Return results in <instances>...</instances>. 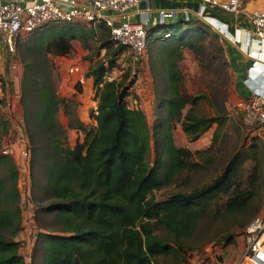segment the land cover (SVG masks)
<instances>
[{
	"label": "trees",
	"instance_id": "obj_1",
	"mask_svg": "<svg viewBox=\"0 0 264 264\" xmlns=\"http://www.w3.org/2000/svg\"><path fill=\"white\" fill-rule=\"evenodd\" d=\"M195 20L170 19L148 28L146 51L151 70L166 86L163 114L155 130L144 109L130 106L126 100L133 83L129 79L131 65L123 68L119 79L109 77L119 58L131 55L125 45L112 39L102 19L49 23L16 41L24 67L19 100L30 141L29 166L33 167L38 153L45 158L43 172L50 201L42 208L54 211L57 224L56 229L38 234L36 246L42 252L43 264H180L186 261L187 251L199 247L194 235L205 219L220 217L227 225L221 240L230 245L235 240V228H246L260 210L264 151H257L255 143L233 153L223 171L209 182L173 191L164 199H156L152 193L163 184L186 183L187 171L202 165L193 159L190 148L175 145L174 123L180 122L188 138L195 140L213 122H220L221 113L196 111L198 99L206 94L189 95L182 88L180 48L201 50L203 63L204 58L214 61L203 48L196 47L189 28L182 26ZM158 28L166 30L163 33L169 37L159 39L157 48L150 47V34ZM93 36L105 49V58L85 71V76L92 78L97 99L90 111L94 125L87 128L68 102L58 96L48 67H53L49 54L67 55L72 40L84 45ZM29 85L36 92L32 106L26 101ZM4 96L2 92L0 135L10 127L1 110ZM60 105L69 115L68 126L83 131L82 141L64 144L66 128L56 116ZM1 151L0 264H26L15 239L22 230L19 169L12 155ZM247 160L251 164L243 177ZM222 194L226 200L220 206ZM233 218L240 220L234 223L230 221Z\"/></svg>",
	"mask_w": 264,
	"mask_h": 264
},
{
	"label": "rangeland",
	"instance_id": "obj_2",
	"mask_svg": "<svg viewBox=\"0 0 264 264\" xmlns=\"http://www.w3.org/2000/svg\"><path fill=\"white\" fill-rule=\"evenodd\" d=\"M244 0L242 9L245 8ZM257 1V0H255ZM187 27L192 41H196L198 49H204L214 61L204 58L201 50H194L188 46L180 48L179 67L183 76L182 88L189 95L204 93L206 97L198 99L196 111L203 114H220V122H213L197 139L190 140L181 127L180 122H175L172 127V136L175 145L188 147L193 151V159L202 163L200 168L187 171L186 183H170L153 189L152 193L156 199H164L173 191L190 189L203 183L211 181L216 175L223 171L229 157L236 152L247 149L255 143L257 151H264V140L259 133L257 123H246L242 118L241 109L237 105L239 94L236 85V74L232 70L227 57L225 43L220 31L211 23L203 19H197L184 23ZM99 29L97 32L99 34ZM166 30L156 29L151 32L149 39L150 47L157 48L159 39H167L163 33ZM40 32V31H39ZM33 32L21 31L17 42L29 37ZM159 36V38H157ZM99 36H97L98 38ZM72 50L67 55H50L53 67H48L54 78L55 88L60 98H64L71 111H74L83 121L87 128L94 125L90 111L96 106L97 99L93 87L92 78L85 76L89 65L104 60L105 49L99 46L96 37H90L83 45L78 40H72ZM169 42V41H168ZM148 45V46H149ZM162 46V45H161ZM3 47V46H2ZM0 47V97L5 95L1 110L3 116L10 122L9 131L0 135V152L7 150L14 158L19 169L18 183L21 193L20 205L22 209V230L16 236L19 241V253L23 256L26 264H43L42 252L36 246L38 234L46 232L47 229L54 230L57 227L54 211H44L50 201L48 189L46 188V176L43 172L45 158L37 154L33 167L29 166L30 158L24 157L22 149L30 146L25 125L23 126L22 103L20 102L21 80L23 77V64L20 60V52L17 50L12 55L6 49ZM19 50V46H18ZM206 56V55H205ZM147 51L142 59L133 61L129 55H125L117 61L118 66L111 68L109 77L119 79L123 68L131 65L129 79H133L129 94L126 97L130 106H140L144 109L151 128L155 130L162 117V104L166 96L164 80L151 70ZM124 59V60H123ZM18 63L16 68L10 67V62ZM40 65L43 66L41 60ZM107 62V60H105ZM12 70L11 80L7 76ZM16 71L18 74L15 75ZM6 73V76H5ZM159 75V74H157ZM1 82L4 86L1 90ZM28 86L29 95L26 101L29 106L35 103L36 92ZM32 93V94H31ZM189 106L186 105L183 111ZM33 114L30 117L33 119ZM59 122L66 128L64 144H74L82 141L84 133L79 128L68 126L69 115L64 111L62 105L56 113ZM154 153L152 150L151 158ZM251 161L244 163L243 177L246 176ZM226 200L225 194L220 196L219 205L222 206ZM264 211V186L262 191V206L256 213ZM240 220L234 218L230 221L236 223ZM42 227H47L43 230ZM225 227V228H224ZM201 229L194 235L199 247L186 252V261L180 264H234L238 260L245 247V226L235 228V240L230 245H224L221 233L227 229V225L217 218L205 219ZM222 229V230H221ZM220 235V236H219ZM173 261V259H170Z\"/></svg>",
	"mask_w": 264,
	"mask_h": 264
},
{
	"label": "built area",
	"instance_id": "obj_3",
	"mask_svg": "<svg viewBox=\"0 0 264 264\" xmlns=\"http://www.w3.org/2000/svg\"><path fill=\"white\" fill-rule=\"evenodd\" d=\"M72 3V0H66ZM140 1H146L147 6L142 11L139 20H132L131 7ZM149 0H86L85 4H71L65 6L59 0H38L32 4L22 5L14 0H0V38L6 49L16 52V37L21 31H32L49 23L72 22L82 20L86 22L102 19L109 27L111 37L116 43L127 47L131 59H142L147 47V31L150 27L149 14L151 8ZM244 0H199L195 14L207 21L212 18L205 13V6H214L223 12L236 15L241 12ZM107 10L110 13H104ZM146 13V14H145ZM156 22L167 19H190L187 8H157ZM209 17V18H208ZM254 36L264 43V5L253 8L248 13ZM216 29L223 33L221 26L214 24ZM250 55V51H246ZM18 63L10 62V67L16 68ZM251 88L250 96L237 102L242 111V118L246 123L259 125V133L264 140V92L252 85L254 78L264 81V61L254 59L249 67ZM7 152V150H3ZM23 156L30 158L29 145L22 149ZM234 264H264V211L255 216L245 228V247Z\"/></svg>",
	"mask_w": 264,
	"mask_h": 264
},
{
	"label": "crops",
	"instance_id": "obj_4",
	"mask_svg": "<svg viewBox=\"0 0 264 264\" xmlns=\"http://www.w3.org/2000/svg\"><path fill=\"white\" fill-rule=\"evenodd\" d=\"M10 1V0H4ZM22 5L32 4L38 0H14ZM64 3L65 6L71 4L81 5L85 4L86 0H72V3L66 0H59ZM199 0H149L148 4L151 8L149 14V24L152 25L156 23V9L157 8H187L190 12L191 19H201L195 14V9L198 7ZM264 5V0H250L246 2L245 8L241 10L240 13L236 15H231L223 12L221 9L214 6H205L206 15L212 17L211 23L218 24L221 26L223 33L219 32L222 35L224 40V45L227 51V57L229 64L236 74V85L239 94L242 96L238 99V102L246 100L251 94V88L248 86L247 82L250 80L249 77V67L251 66L254 59L264 61V43L260 42L256 36H254L252 31V25L248 18V13L255 7ZM147 6L146 1H140L138 4L131 7L132 20H139L143 14V10ZM104 13H110L105 10ZM146 14V13H145ZM170 20V19H167ZM19 35V34H18ZM18 37V36H17ZM16 37V41H17ZM4 47L5 44L0 38V47ZM2 47V48H3ZM250 51L251 54L247 55L246 51ZM14 55V53H12ZM12 70L10 69L7 76L11 80ZM18 74L16 71L15 75ZM6 76V73H5ZM252 85L257 86V88L264 92V81L261 78H254L252 80ZM242 113V111H241Z\"/></svg>",
	"mask_w": 264,
	"mask_h": 264
}]
</instances>
